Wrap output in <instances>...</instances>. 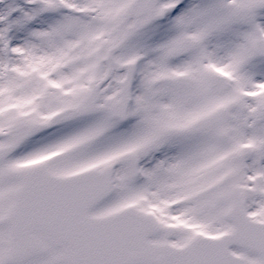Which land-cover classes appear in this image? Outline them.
I'll list each match as a JSON object with an SVG mask.
<instances>
[{"label":"snow or ice","instance_id":"1","mask_svg":"<svg viewBox=\"0 0 264 264\" xmlns=\"http://www.w3.org/2000/svg\"><path fill=\"white\" fill-rule=\"evenodd\" d=\"M0 264H264V0H0Z\"/></svg>","mask_w":264,"mask_h":264}]
</instances>
